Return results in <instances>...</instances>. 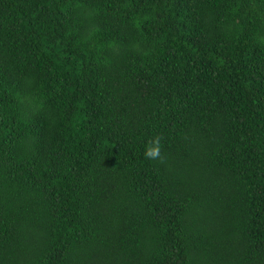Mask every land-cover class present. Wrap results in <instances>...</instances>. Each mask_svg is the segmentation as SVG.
Segmentation results:
<instances>
[{"label": "trees", "instance_id": "1", "mask_svg": "<svg viewBox=\"0 0 264 264\" xmlns=\"http://www.w3.org/2000/svg\"><path fill=\"white\" fill-rule=\"evenodd\" d=\"M0 264H264V0H0Z\"/></svg>", "mask_w": 264, "mask_h": 264}, {"label": "clouds", "instance_id": "2", "mask_svg": "<svg viewBox=\"0 0 264 264\" xmlns=\"http://www.w3.org/2000/svg\"><path fill=\"white\" fill-rule=\"evenodd\" d=\"M143 154L149 159H155L160 156V140L158 137H154L146 143Z\"/></svg>", "mask_w": 264, "mask_h": 264}]
</instances>
